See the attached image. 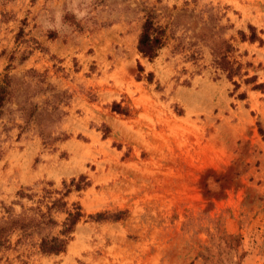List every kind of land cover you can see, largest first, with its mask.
Returning a JSON list of instances; mask_svg holds the SVG:
<instances>
[{"label":"rangeland","instance_id":"obj_1","mask_svg":"<svg viewBox=\"0 0 264 264\" xmlns=\"http://www.w3.org/2000/svg\"><path fill=\"white\" fill-rule=\"evenodd\" d=\"M148 16L166 30L152 61L137 51ZM249 26L262 42L241 40ZM224 39L264 82V0H0V82L17 84L0 112V221L87 181L64 197L84 213L65 252L36 244L59 226L14 231L0 264H264V88L215 69ZM34 107L66 138L44 144Z\"/></svg>","mask_w":264,"mask_h":264},{"label":"trees","instance_id":"obj_2","mask_svg":"<svg viewBox=\"0 0 264 264\" xmlns=\"http://www.w3.org/2000/svg\"><path fill=\"white\" fill-rule=\"evenodd\" d=\"M251 29L250 35H246L243 32L241 34V40H248L254 42L256 40L261 41V38L256 34V29L253 26H249ZM166 40V30L156 21L152 16H148L142 24L140 34L138 36L137 51L141 57L152 61L159 53L160 49L165 45ZM212 63L216 70L225 74L226 78L235 86V89L239 87V83L235 80V77L242 80L246 85L252 84V89H263L264 82L256 83V76H247L248 72L244 69L251 66V63H242L234 57L236 52V47L230 42V40H220L213 41L212 43ZM33 71V70H32ZM143 67L138 64V72L142 73ZM140 76V75H139ZM246 76V77H245ZM244 77V78H243ZM152 74L148 73L147 80L151 81ZM17 84L14 83V78L6 73L0 82V112L1 108L6 102H9L13 96ZM239 99H244L245 94L240 93L238 95ZM114 111L118 113H125L118 103H114L112 107ZM24 110V109H23ZM52 111H58V107L55 105L52 107ZM60 113H62L60 111ZM25 122L33 121L37 124L39 129V134L43 139L44 144H52L53 141L58 139H65L66 137H54L51 138V134L47 131V126L42 121V113L37 112L34 107L29 111H25ZM87 185L86 177L80 176L79 180L72 178L69 185L63 183L64 192L61 193L59 197L54 198L51 201V205L48 206L47 212L37 213L32 217L28 218L22 215H9L6 219L0 221V247L6 245L9 242L10 235L14 231H20L19 240H25L30 238L33 232H40L46 228H54L59 226L60 229L57 233L44 234L38 237V250L44 255H59L65 252L69 241L72 238V233L74 232L76 224L84 217V213L80 204L73 203L71 207L67 206V201L64 197L68 195L71 189L79 190ZM60 193V192H57ZM54 209L55 211L65 213V218L63 221L58 222L50 215V211ZM101 212L94 215H88L90 218L101 219Z\"/></svg>","mask_w":264,"mask_h":264}]
</instances>
